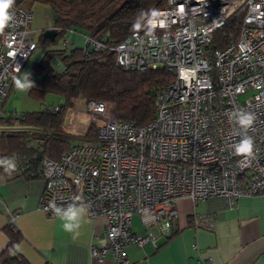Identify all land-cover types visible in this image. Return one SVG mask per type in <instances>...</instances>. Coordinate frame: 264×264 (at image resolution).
<instances>
[{
	"label": "built area",
	"instance_id": "built-area-1",
	"mask_svg": "<svg viewBox=\"0 0 264 264\" xmlns=\"http://www.w3.org/2000/svg\"><path fill=\"white\" fill-rule=\"evenodd\" d=\"M155 11L151 31L144 19L141 29L117 44L108 45L91 33L83 43L86 53L112 49L116 64L125 70L172 73L157 92L152 120L145 125L122 120L106 101L89 99L86 109L98 126L97 137L58 160L45 155L37 163L44 180L40 209L54 216L46 210L50 201L67 206L79 197L92 218L106 220L104 235L91 246L92 256L102 260L111 254L116 264H136L126 253L130 243L157 246L154 232H134L135 214L147 228L156 225L168 233L182 197L197 203L220 195L233 205L244 195L264 196V0H166ZM13 12L11 26L0 33V116H5L13 77L39 47L30 28L33 12L16 1ZM238 12H244L239 38L208 54L214 32ZM68 46L67 38L59 45ZM58 66L66 70L60 61ZM47 107L61 109L60 104ZM237 109L256 117L248 132L255 141L251 158L235 155L231 148L242 138L228 118ZM16 128L0 121L4 131ZM16 162L11 176L3 169L5 178L23 174L25 167L18 158ZM8 213L13 226L16 214ZM194 224L211 228L214 221L202 216Z\"/></svg>",
	"mask_w": 264,
	"mask_h": 264
},
{
	"label": "trees",
	"instance_id": "trees-1",
	"mask_svg": "<svg viewBox=\"0 0 264 264\" xmlns=\"http://www.w3.org/2000/svg\"><path fill=\"white\" fill-rule=\"evenodd\" d=\"M15 1L23 7L41 3L50 9L56 38L52 40L50 36L42 34L40 39L47 46L57 44L70 30L91 33L94 38L108 45L117 44L137 29L134 25L142 13H151L166 3V0ZM243 20L244 12L235 13L224 26L216 30L207 46L208 54L237 40ZM55 58L61 59L65 71L51 66L50 62ZM171 78L172 73L165 69L125 70L116 64L112 49H91L87 53L81 46L49 49L34 66L30 79L35 86L30 93L37 97L48 93L57 94L64 98V103L60 104L61 109L57 112L46 106L39 111L22 112L17 117L0 116V121L23 126L0 134V155L18 158L21 166L25 167L22 175L40 177L37 172L40 157L46 155L58 160L75 145L97 137L98 126L95 122L83 133L70 132L65 128L66 114L78 100L106 101L117 118L145 125L156 114L155 98L158 90ZM76 139L81 142L74 143ZM0 175L4 176L2 167ZM21 239L19 231H10V240L0 255V264H31L18 249Z\"/></svg>",
	"mask_w": 264,
	"mask_h": 264
},
{
	"label": "crops",
	"instance_id": "crops-1",
	"mask_svg": "<svg viewBox=\"0 0 264 264\" xmlns=\"http://www.w3.org/2000/svg\"><path fill=\"white\" fill-rule=\"evenodd\" d=\"M24 8L33 12L30 28L35 32L39 47L20 72V78L26 74L30 77L34 66L42 60L47 50L60 48L62 43L58 41L57 44L47 46L40 39L47 30L54 29V17L46 5L37 3ZM73 31L76 30L68 32ZM70 38H67L70 46L65 48L76 47V42L72 41L73 33ZM83 43L79 45L83 47ZM57 59L63 64L60 58ZM52 67L60 69L59 66ZM30 90L27 93L19 92L13 83L5 101V116H12L13 111L20 114L39 111V103L44 102L48 94H52L37 97L31 95ZM16 125V129L23 128L22 125ZM3 131L0 129V134ZM43 190L44 180L40 177L19 175L5 178L0 175V196L5 203L0 206V255L10 240V231L16 230L22 235L18 249L31 264H116L111 254L100 260L94 258L91 252L92 244H98L97 238L105 233V218H92L88 213L79 229L80 235L73 239L71 234L64 231L63 221L40 209ZM8 210L16 214L13 226L10 224ZM202 216L212 217L214 226L195 225V220ZM133 230L138 234L152 231L158 239L157 246L152 243L143 246L128 244L126 253L132 263L264 264V196L244 195L233 205L220 195L197 203L182 197L178 201V215L170 232L162 233L156 225L147 228L139 215L136 219L134 215Z\"/></svg>",
	"mask_w": 264,
	"mask_h": 264
},
{
	"label": "clouds",
	"instance_id": "clouds-1",
	"mask_svg": "<svg viewBox=\"0 0 264 264\" xmlns=\"http://www.w3.org/2000/svg\"><path fill=\"white\" fill-rule=\"evenodd\" d=\"M14 5L15 0H0V33L10 27L14 21ZM157 15L158 13L155 10L151 13H142L141 18L137 19L134 27L141 28L142 19H146L149 31H151L155 27L153 18ZM13 82L17 90L22 93H27L35 86L29 74L24 75L22 78L13 77ZM228 118L239 129V131L234 129L236 134L242 137L237 143L231 145L233 153L251 158L255 152V141L251 135H248V132L253 129L255 115L243 109H237L228 113ZM0 167L4 169L7 175L11 176L17 169L16 157H0ZM46 210H50L54 216L63 221L62 226L65 232L71 234L73 239L78 238L80 235L79 229L88 214V206L81 202L79 197L74 198L73 202L67 206L57 205L55 201H50Z\"/></svg>",
	"mask_w": 264,
	"mask_h": 264
},
{
	"label": "rangeland",
	"instance_id": "rangeland-1",
	"mask_svg": "<svg viewBox=\"0 0 264 264\" xmlns=\"http://www.w3.org/2000/svg\"><path fill=\"white\" fill-rule=\"evenodd\" d=\"M38 8V7H37ZM74 34V38L72 41H75L74 43L76 46H80L79 44H82L84 41L83 34L78 31H73L71 32ZM70 32H68L65 36V38H70ZM64 38L60 39L59 41H63ZM71 39V38H70ZM74 45V46H75ZM52 66H55L58 68V59L55 58L51 62ZM250 93H247L245 95L240 96L241 102L245 100V98L249 95ZM54 101V102H53ZM86 101L87 100H78L74 107L70 108L66 114L65 118V128L74 133H83L86 131L87 127L92 123L89 113L87 112L86 109ZM57 103H64V98L62 96H59L57 94H48L47 97L45 98L44 102L39 103V108L43 109V107L47 105H52V104H57ZM74 143H80V139H76L73 141ZM138 217L137 214H135V219Z\"/></svg>",
	"mask_w": 264,
	"mask_h": 264
},
{
	"label": "water",
	"instance_id": "water-1",
	"mask_svg": "<svg viewBox=\"0 0 264 264\" xmlns=\"http://www.w3.org/2000/svg\"><path fill=\"white\" fill-rule=\"evenodd\" d=\"M45 35L50 36L54 40L56 38V31L54 29L47 30Z\"/></svg>",
	"mask_w": 264,
	"mask_h": 264
}]
</instances>
